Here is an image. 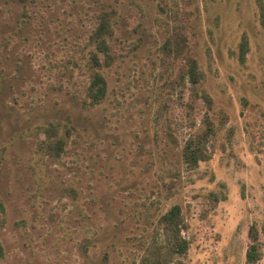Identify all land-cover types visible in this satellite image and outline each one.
Segmentation results:
<instances>
[{"label": "rangeland", "instance_id": "1", "mask_svg": "<svg viewBox=\"0 0 264 264\" xmlns=\"http://www.w3.org/2000/svg\"><path fill=\"white\" fill-rule=\"evenodd\" d=\"M103 18L105 96L84 106ZM181 37L182 49H163ZM186 53L216 126L211 157L193 169L182 161ZM0 204V264H144L175 204L189 246L166 264H264L257 1L0 0ZM252 226L262 255L249 263Z\"/></svg>", "mask_w": 264, "mask_h": 264}, {"label": "trees", "instance_id": "2", "mask_svg": "<svg viewBox=\"0 0 264 264\" xmlns=\"http://www.w3.org/2000/svg\"><path fill=\"white\" fill-rule=\"evenodd\" d=\"M260 8L261 23L264 26V0H256ZM109 22V21H108ZM103 18L101 22L93 29L90 35V44L95 42L94 48L90 51V57L87 66L90 68V82L86 90V98L83 99L84 106H93L100 103L105 96L106 79L99 71L104 65L100 58V53H103V57L109 56L111 51L110 43L108 41V33H113L110 29V25ZM185 38L181 37V40L176 38H170L163 46V49L169 51L180 50L183 48ZM245 42V41H244ZM243 42V44H244ZM166 61V59H164ZM178 69V75L184 77L186 82L190 86L191 101L190 109L192 113L189 115L191 125L188 139L182 150V161L190 169L196 168L201 161L208 160L211 157L212 141L216 135V126L210 116V109L213 105V99L209 93L200 88L203 72L201 71L197 59L186 53L184 57V63L182 66V72ZM90 100V102L88 101ZM202 103L204 111L202 115H198L196 112V105ZM186 104V103H185ZM198 116L200 121L198 122ZM64 142H62L63 144ZM2 207V205L0 204ZM162 228V238L164 241H159L156 238L154 244L149 248L150 256L145 257L144 264H166L167 256L179 255L181 256L188 248L189 242L182 233L185 220L182 214V209L179 204L173 205L160 219ZM249 237L251 243L247 251V260L249 263H253L260 259L262 250L258 247L259 232L256 226L250 227ZM162 243V245H161ZM163 249H167L163 251ZM160 250V251H159ZM159 252V253H158Z\"/></svg>", "mask_w": 264, "mask_h": 264}]
</instances>
